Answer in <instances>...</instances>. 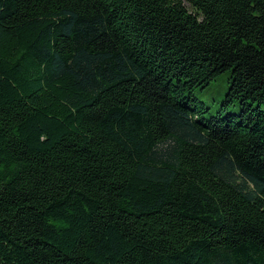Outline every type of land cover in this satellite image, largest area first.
I'll return each instance as SVG.
<instances>
[{
	"label": "trees",
	"instance_id": "16d2710c",
	"mask_svg": "<svg viewBox=\"0 0 264 264\" xmlns=\"http://www.w3.org/2000/svg\"><path fill=\"white\" fill-rule=\"evenodd\" d=\"M0 264H264V0H0Z\"/></svg>",
	"mask_w": 264,
	"mask_h": 264
},
{
	"label": "rangeland",
	"instance_id": "374dc122",
	"mask_svg": "<svg viewBox=\"0 0 264 264\" xmlns=\"http://www.w3.org/2000/svg\"><path fill=\"white\" fill-rule=\"evenodd\" d=\"M228 76V72L223 73L210 86L205 89H197L196 95L199 99L214 107V109L220 107L223 100V93L221 91L222 89L227 90L229 88L230 80Z\"/></svg>",
	"mask_w": 264,
	"mask_h": 264
}]
</instances>
